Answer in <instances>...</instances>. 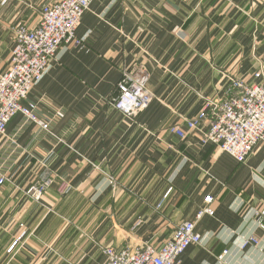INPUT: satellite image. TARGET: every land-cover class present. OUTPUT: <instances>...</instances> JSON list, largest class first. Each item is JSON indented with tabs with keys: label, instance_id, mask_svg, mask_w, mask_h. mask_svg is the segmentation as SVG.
<instances>
[{
	"label": "crops",
	"instance_id": "1",
	"mask_svg": "<svg viewBox=\"0 0 264 264\" xmlns=\"http://www.w3.org/2000/svg\"><path fill=\"white\" fill-rule=\"evenodd\" d=\"M48 1L0 0V73L12 29L37 25ZM76 38L24 103L53 119L52 134L20 114L0 138V264H104L105 245L158 250L207 196L214 216L197 221L202 244L180 264H264V142L241 164L199 131L171 132L225 99L232 79L264 81V0H92ZM129 68L146 71L154 96L134 121L111 105ZM41 161L56 180L37 203L25 191ZM250 238L258 245L243 248Z\"/></svg>",
	"mask_w": 264,
	"mask_h": 264
},
{
	"label": "built area",
	"instance_id": "2",
	"mask_svg": "<svg viewBox=\"0 0 264 264\" xmlns=\"http://www.w3.org/2000/svg\"><path fill=\"white\" fill-rule=\"evenodd\" d=\"M91 3L92 0H49L40 9L37 25H19L12 29L14 47L6 70L0 73V138L6 137L9 123L20 114L28 122L52 134L53 119L41 118L36 105L29 103L25 106L24 103L48 72L58 51L64 45L80 44L76 31ZM256 77L260 78L261 75L257 74ZM147 81L148 75L142 68L124 70L112 107L132 121L137 119L154 99L148 90ZM185 126H174L171 132L184 139L188 133L199 131L204 144L215 145L238 163H245L256 146L264 142V81L249 85L241 79H232L226 98L206 101L204 109L196 117L187 119ZM40 164L44 168L43 176L25 191L37 203L56 180L47 162L41 161ZM7 181L8 177L0 174V186ZM171 192L169 190L163 196L157 205L158 210ZM213 203V197H205V205L198 212L197 221L206 215L214 216ZM260 215H264V210ZM197 221L178 225L172 238L158 250L148 243L136 250L101 246L104 264H180L182 255L189 247L202 244V236L196 230ZM261 227L264 230V226ZM24 238L25 233H22L7 247L6 255L10 261L21 249ZM250 243L258 245L259 242L250 238L243 243V248Z\"/></svg>",
	"mask_w": 264,
	"mask_h": 264
}]
</instances>
